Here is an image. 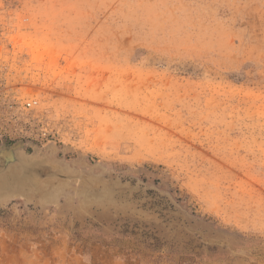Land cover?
<instances>
[{"label": "rangeland", "instance_id": "374dc122", "mask_svg": "<svg viewBox=\"0 0 264 264\" xmlns=\"http://www.w3.org/2000/svg\"><path fill=\"white\" fill-rule=\"evenodd\" d=\"M5 150L0 264H264V0H0Z\"/></svg>", "mask_w": 264, "mask_h": 264}, {"label": "bare ground", "instance_id": "6f19581e", "mask_svg": "<svg viewBox=\"0 0 264 264\" xmlns=\"http://www.w3.org/2000/svg\"><path fill=\"white\" fill-rule=\"evenodd\" d=\"M14 151L13 152L10 151V152L3 154L7 157V162L5 163V166H7L8 163L12 160L10 163L13 165V167L11 164H10L11 169L7 168L9 166L0 167V190H6L9 187V184H7L8 183L7 180L9 179L8 175H11V174H12L11 176H13L15 174V176L13 177L15 179L17 177L22 178V180L27 182V183L26 182H22V183H24L26 185H28V183L32 182V177H43V176H41L42 175L41 174L42 168L40 166L41 164L34 162V161H30V160H28V158H25V157H23V158L20 156L18 157L17 155H16V157H14L15 156ZM1 156H2V154H1ZM21 166H22V169H20ZM43 166H45V165H43ZM12 168L14 169L13 170L14 173L12 171ZM24 170L27 172H23Z\"/></svg>", "mask_w": 264, "mask_h": 264}, {"label": "flooded vegetation", "instance_id": "af4514ba", "mask_svg": "<svg viewBox=\"0 0 264 264\" xmlns=\"http://www.w3.org/2000/svg\"><path fill=\"white\" fill-rule=\"evenodd\" d=\"M5 163H6V162H4V164H5ZM40 164H43V163L40 162ZM20 169H22V166L20 167ZM23 172H27V171L24 170ZM51 175H52V174H51ZM53 175H55V174H53ZM49 177H50V176H49ZM52 177H53V176H52ZM33 178H34V177H33ZM33 178H32V180H33ZM36 178H38V177H36ZM36 178H35V179H36ZM35 179H34V180H35ZM35 181H37V180H35Z\"/></svg>", "mask_w": 264, "mask_h": 264}, {"label": "crops", "instance_id": "0c3cea01", "mask_svg": "<svg viewBox=\"0 0 264 264\" xmlns=\"http://www.w3.org/2000/svg\"><path fill=\"white\" fill-rule=\"evenodd\" d=\"M7 152H10V150H5V151H4V154L7 153ZM12 152H13V151H12Z\"/></svg>", "mask_w": 264, "mask_h": 264}, {"label": "water", "instance_id": "95a60500", "mask_svg": "<svg viewBox=\"0 0 264 264\" xmlns=\"http://www.w3.org/2000/svg\"><path fill=\"white\" fill-rule=\"evenodd\" d=\"M21 180H22V178H21ZM24 181V180H23Z\"/></svg>", "mask_w": 264, "mask_h": 264}, {"label": "trees", "instance_id": "16d2710c", "mask_svg": "<svg viewBox=\"0 0 264 264\" xmlns=\"http://www.w3.org/2000/svg\"><path fill=\"white\" fill-rule=\"evenodd\" d=\"M8 184V183H7Z\"/></svg>", "mask_w": 264, "mask_h": 264}]
</instances>
